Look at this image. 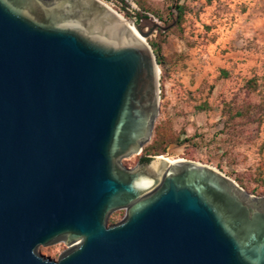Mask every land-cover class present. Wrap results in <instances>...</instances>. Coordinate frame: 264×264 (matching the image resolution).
<instances>
[{
	"label": "water",
	"instance_id": "1",
	"mask_svg": "<svg viewBox=\"0 0 264 264\" xmlns=\"http://www.w3.org/2000/svg\"><path fill=\"white\" fill-rule=\"evenodd\" d=\"M134 23L102 0H0V264H264V195L192 160L122 164L159 110Z\"/></svg>",
	"mask_w": 264,
	"mask_h": 264
},
{
	"label": "rangeland",
	"instance_id": "2",
	"mask_svg": "<svg viewBox=\"0 0 264 264\" xmlns=\"http://www.w3.org/2000/svg\"><path fill=\"white\" fill-rule=\"evenodd\" d=\"M181 3L182 23L167 29L166 23L176 19V12L169 14L168 0L110 5L144 31L152 30L146 41L161 46L159 110L146 145L161 140L165 152L155 157L166 154L213 166L247 192L263 196L264 0ZM137 157L130 155L122 163L132 165ZM123 216L117 210L107 221ZM61 242L39 245L36 252L56 259L67 249Z\"/></svg>",
	"mask_w": 264,
	"mask_h": 264
},
{
	"label": "trees",
	"instance_id": "3",
	"mask_svg": "<svg viewBox=\"0 0 264 264\" xmlns=\"http://www.w3.org/2000/svg\"><path fill=\"white\" fill-rule=\"evenodd\" d=\"M124 1V0H122ZM169 5H168V9H169V14L172 16L175 13L176 16V24L180 25L182 23V20L184 19V5L183 3H181V0H168ZM173 23L174 19H171ZM171 23H166L168 25H170ZM174 25V24H173ZM147 42L149 43V45L151 46L155 56H156V61L158 65H162L163 64V55L161 54V46L158 42L153 41V40H148ZM161 86V85H160ZM161 94V93H160ZM165 148H166V143H163L161 140H157L155 139L152 143L146 145L143 149V152L146 154H150V155H157L160 153L165 152ZM241 187H244L242 184L240 185Z\"/></svg>",
	"mask_w": 264,
	"mask_h": 264
},
{
	"label": "flooded vegetation",
	"instance_id": "4",
	"mask_svg": "<svg viewBox=\"0 0 264 264\" xmlns=\"http://www.w3.org/2000/svg\"><path fill=\"white\" fill-rule=\"evenodd\" d=\"M134 155H138V157L133 161V164L132 165H125V164L122 163L126 168L132 169V168L136 167L138 164L145 163V162H150L151 160H153L154 158H156L155 156H158V154L157 155L146 154V153L143 152V149L138 154H134ZM163 160H165V159H163ZM168 163H172V162H168ZM117 210H119V211L120 210H123L124 211V216H125V213H126V210L125 209H117ZM117 210H114V211H117ZM114 211H112V212H114ZM122 218H120V219H118L116 221H113V222H108L107 221V224H113V223L119 222ZM61 243H63V241Z\"/></svg>",
	"mask_w": 264,
	"mask_h": 264
},
{
	"label": "bare ground",
	"instance_id": "5",
	"mask_svg": "<svg viewBox=\"0 0 264 264\" xmlns=\"http://www.w3.org/2000/svg\"><path fill=\"white\" fill-rule=\"evenodd\" d=\"M107 4V3H106ZM109 5V4H108ZM110 6V5H109ZM116 13L119 15V16H121L125 21H127L128 22V24L131 26V28H133L136 32H137V29H136V27H135V23H134V21H131V20H128V19H126L124 16H122L121 14H119L117 11H116ZM160 158H163V159H166L168 162H173V161H177V160H184V159H171L170 157H168L166 154H164V155H161V156H159Z\"/></svg>",
	"mask_w": 264,
	"mask_h": 264
},
{
	"label": "built area",
	"instance_id": "6",
	"mask_svg": "<svg viewBox=\"0 0 264 264\" xmlns=\"http://www.w3.org/2000/svg\"><path fill=\"white\" fill-rule=\"evenodd\" d=\"M114 3L116 2V1H121L122 2V0H116V1H114V0H112ZM107 4L109 3V5H111V6H115V4L114 3H112V2H106Z\"/></svg>",
	"mask_w": 264,
	"mask_h": 264
}]
</instances>
